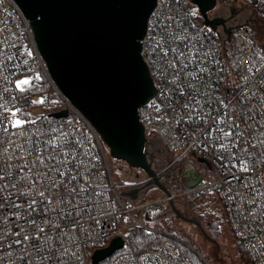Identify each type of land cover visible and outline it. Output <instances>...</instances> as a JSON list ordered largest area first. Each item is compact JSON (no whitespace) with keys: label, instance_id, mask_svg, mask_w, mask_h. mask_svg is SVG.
Here are the masks:
<instances>
[{"label":"built area","instance_id":"2783aa9c","mask_svg":"<svg viewBox=\"0 0 264 264\" xmlns=\"http://www.w3.org/2000/svg\"><path fill=\"white\" fill-rule=\"evenodd\" d=\"M226 1L233 3L230 8L264 5V0ZM190 4V0H157L150 14L141 54L156 94L138 115L147 138L154 135L179 162L188 155L202 159L218 177L206 179L189 161L183 170V192L136 206L119 192L108 149L97 130L52 80L30 21L14 0H0V173L7 180L0 181V264H89L88 248H104L109 236H121L124 247L129 245V237L117 227L122 215L159 209L178 197L195 202L206 195L218 196L235 236L244 241L255 264H264V48L249 20L234 25L228 17L227 26L233 28L228 40L222 27L214 30L200 21ZM165 31L187 38L175 47L187 43L199 53L175 83L170 82L171 73L158 71L163 68V52L156 44ZM184 71L193 73L191 84ZM37 75H44L52 86L56 109L33 103L40 101L32 94ZM24 76L31 77V84L21 92L16 84ZM32 106L42 110L37 119L32 117ZM17 108L21 111L12 117ZM13 119L35 123L13 128ZM228 132L231 136L224 135ZM49 140L53 144L46 146ZM74 140L82 145L74 161L63 156L71 148L53 146ZM37 146L42 151H36ZM245 165L247 172L241 170ZM73 187L76 192L66 197ZM81 187L86 191L81 193ZM42 191L51 204L41 203ZM32 200L35 211L28 208ZM25 235L39 239L16 243ZM165 236L159 248L131 249L108 264H192L180 249L183 242Z\"/></svg>","mask_w":264,"mask_h":264},{"label":"water","instance_id":"95a60500","mask_svg":"<svg viewBox=\"0 0 264 264\" xmlns=\"http://www.w3.org/2000/svg\"><path fill=\"white\" fill-rule=\"evenodd\" d=\"M14 1L32 25L52 80L95 127L110 156L145 172L148 185L171 195L148 156L149 140L138 115V109L156 94L141 51L157 0ZM190 2L197 6L205 25L214 30L222 27L230 40L233 28L227 26L228 19L210 16L218 0ZM132 194L122 193L134 198ZM124 246L123 237L113 238L95 251L92 264Z\"/></svg>","mask_w":264,"mask_h":264},{"label":"rangeland","instance_id":"374dc122","mask_svg":"<svg viewBox=\"0 0 264 264\" xmlns=\"http://www.w3.org/2000/svg\"><path fill=\"white\" fill-rule=\"evenodd\" d=\"M190 7L192 11L198 13L197 6L194 5L192 2L190 4ZM218 7L219 6L217 5V8L210 13L211 17H214L216 15L225 19L229 17V19L238 20L237 22H244L256 18L254 13L244 8L242 9V6L240 4H237L235 6L237 8L234 7L230 9L228 7L218 9ZM255 20H257V18ZM261 36H264V26L262 28ZM263 38L264 37L260 38L261 41H264ZM23 79L30 80L31 77L24 76L22 80ZM27 86L28 85L24 87L26 88ZM32 111V117L35 119L39 118L42 114V110L40 109H33ZM155 148L157 150L159 149V147L157 146H155ZM157 150L156 155H161V153H158ZM165 158L167 159V165L165 167L155 170L158 176L160 177L161 183L165 186V188L169 192H175L181 186L178 180L182 181V185L184 183V167L182 168L180 162L176 161L175 157L173 156ZM108 159L111 174L119 192L121 194L133 192L132 195L134 196V198L130 199L134 202L136 206L152 203L156 200L163 199L166 197L165 192H163L158 186L154 184L148 185L149 177L146 175L145 172L139 169L131 168L125 162L113 159L110 154ZM172 203L173 206H171V204H168L167 206L161 207L159 209L153 207V210L161 212V214H163V217L161 219L165 218L166 222H169L170 224L175 225L177 227L179 233L182 234V232H184L188 238L193 240L201 249L202 253H204L210 259L211 264H233L232 253H235L234 250L236 246V237L233 234V231L231 230L230 225L226 220V216L222 214L219 205L212 206L207 209V211H210L216 218L219 217L222 220V223L219 228L220 234L218 237L209 233L205 225H203L199 221L197 216L194 214L190 204L187 201L176 198ZM142 210L143 209L134 210L133 212H131V215L124 214L126 220L125 223H123V226L120 227V229L127 236V231L130 227L137 225L140 226L138 223H144L143 218L146 212ZM154 211L150 212L154 213ZM177 213H179L180 215L178 216ZM198 254L203 261L207 262L200 253Z\"/></svg>","mask_w":264,"mask_h":264},{"label":"trees","instance_id":"16d2710c","mask_svg":"<svg viewBox=\"0 0 264 264\" xmlns=\"http://www.w3.org/2000/svg\"><path fill=\"white\" fill-rule=\"evenodd\" d=\"M231 4L233 5V3L228 2L226 0H218V6H219L218 9L223 7H228L230 9ZM246 10L254 13L255 17L257 18V20H255L256 18L254 17L255 19H250L249 21L253 24V26L257 30L258 42L264 48V41H261L260 39L261 37H264L261 36L262 28L264 26V5L258 3L257 5L246 6ZM199 20L202 21V17H199ZM228 45L230 46V44ZM39 77H41V79H37L36 83L32 86V94L39 95L40 100L43 99L44 102L38 104L43 109L45 110L56 109L58 105L53 100L55 94L52 89V86L50 85L49 81L44 75H40ZM35 107L36 106H32L30 110L34 109ZM148 140L157 147H159V145L161 146L160 142L156 140L154 135L148 136ZM107 154L109 158L108 151ZM170 154L171 156L175 157L176 161H178L177 155L172 153ZM189 161H192L196 164V166L199 168L202 175L206 179L218 177L216 172L213 169H210L208 164H206L205 162H201L200 160H198V158L194 157L193 155H188L185 159H183L180 162L182 168L185 167V165ZM178 182L181 185L180 188L175 192L172 191L171 193L179 194L183 192L184 183L182 185L181 180L180 181L178 180ZM177 199H183L187 201L182 197H178ZM187 202L190 204L191 209L193 210L194 214L197 216L199 221L203 225H205V227L208 229L209 233L219 237L220 234L219 228L222 223V220L219 217L216 218L210 211H207L208 208L219 205L222 214H224V209L221 205L218 196L206 195L198 201L195 202L187 201ZM142 211L146 212L143 218L144 220L143 222L150 228V230H147L138 225L130 227L127 231L129 237V245H127L121 250H118L113 256L100 262L99 264H108L112 262L116 257L130 251L131 249L136 252H143L148 249L159 248L166 240V236H165L166 234L173 235L179 238L183 242L182 244H180V249L183 255L186 256L192 264H206V262L201 259L198 253H200L202 257H204L205 260L209 264H211L210 259L204 253H202L201 249L197 246V244L193 240L188 238L184 232H182V234L179 233L177 227L175 225L170 224L169 222H166L165 218L161 219L163 217V214H161V212L154 211L153 207L144 208ZM150 211H154V213H151ZM125 220L126 217L124 215L121 216L118 220L117 227L119 228L122 227L123 223H125ZM113 238H114L113 236H109L105 241L104 247L108 246ZM95 251L96 250L94 248H88L87 250L89 264H92V257ZM234 252L235 253H232L231 251L233 264H255L248 252V249L244 241L238 237H236V246Z\"/></svg>","mask_w":264,"mask_h":264},{"label":"snow or ice","instance_id":"6c2138e0","mask_svg":"<svg viewBox=\"0 0 264 264\" xmlns=\"http://www.w3.org/2000/svg\"><path fill=\"white\" fill-rule=\"evenodd\" d=\"M185 39H187V38L181 37L179 34H174L172 32L165 31L164 34L161 36L160 40L156 44V47H158L160 49V51L163 52V60H162L163 68L158 69V71L171 73L173 79L170 82H173V83H175L177 81L181 72L188 67V63L193 62L195 60V57L199 54L198 52H193L192 51L193 45H189L187 43L184 44L183 48H178V47L174 46L177 44L178 41L181 43H184ZM165 45H167V47H165ZM169 53H171V55H169ZM28 55H31V52H29ZM173 61H175V63ZM25 63H26V61H25ZM200 71H204V69H200ZM183 74H184V77L186 79L191 78L188 80V82L190 84L192 82V79H195V77L193 76V73H191V72L184 71ZM36 79H41V77H39V75H37ZM30 84H31V80L23 79V80H20L17 82L16 88L19 89V91L24 92L26 90V88L24 86L30 85ZM177 90L179 91V88ZM193 91H195L194 87H193ZM43 102H44L43 99H41L40 101H34L33 103H43ZM221 104H223V101H221ZM0 106H2V105H0ZM184 108H189V105L185 104ZM20 111L21 110L17 108L15 111L11 112V116L16 117ZM25 123H35V121H25V120H21V119H13L11 121L13 128H22ZM4 130L5 131L8 130L7 124L4 125ZM52 131L55 132L56 130L53 129ZM65 135H67V134H65ZM224 135L225 136H231V132L224 133ZM44 144L47 146L49 144H53V141H51V140L45 141ZM53 146L71 148L72 150L68 151V152H64L63 156L65 157V159L71 158V160H73V161L76 159L75 153L77 151H79L82 147L81 142L79 140H74L73 142H67L66 141V143L64 145H53ZM221 147H223V145H221ZM29 151H31V149ZM36 151L40 152V151H42V149H40L39 146H37ZM48 159H52V157H48ZM40 162L43 163V159H41ZM58 162L61 164L64 163L63 160H60ZM80 163L82 164L83 161H81ZM77 166H79V165H77ZM225 166L227 167V165H225ZM241 170L244 172H247L249 169L245 165L242 167ZM56 171L59 172V174L61 176L64 175V172L61 169H56ZM68 172L70 174L71 169H68ZM72 179L76 180L78 178L72 177ZM0 181H3L5 184L7 183V180L5 179V175L2 173H0ZM51 187L52 186L49 185V188H51ZM85 191H86V189H84L83 187L80 188L81 193H83ZM75 192H76V188L73 187L71 189V192L66 194V197L71 195L72 193H75ZM95 195L99 196L100 192H96ZM40 196L44 198L41 200V203H45V201L48 204L52 203L51 199H48L47 197H45V193L43 191L40 193ZM66 197H56V199L57 200L66 199ZM73 198H75V197H73ZM81 198L86 199V197H81ZM35 203H36L35 200L29 201L28 202V208L35 211L36 209L33 208V205ZM69 203H70V201H69ZM0 207H3V205H0ZM13 207L19 208L20 205H13ZM85 211H87V209ZM39 231L44 232V229L40 228ZM16 235L19 236L20 233L17 232ZM32 238L39 239L38 236L37 237H29L28 235H25L21 240L16 241V243L22 244L24 241L32 239Z\"/></svg>","mask_w":264,"mask_h":264},{"label":"flooded vegetation","instance_id":"af4514ba","mask_svg":"<svg viewBox=\"0 0 264 264\" xmlns=\"http://www.w3.org/2000/svg\"><path fill=\"white\" fill-rule=\"evenodd\" d=\"M237 21L238 20L230 19V24L236 25V24L243 23V22H237ZM159 149H158L159 150L158 151L155 148V145L152 144L151 142H148L147 145H146V151L148 153L149 158L152 159L153 168L156 169V170L159 169V168L165 167L167 165V159L165 157L171 156V154L169 152H167L164 148H162V146H159ZM156 150H157L158 153H161V155L160 154L156 155Z\"/></svg>","mask_w":264,"mask_h":264}]
</instances>
